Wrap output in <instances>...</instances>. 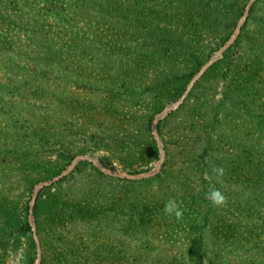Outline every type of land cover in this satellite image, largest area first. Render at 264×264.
<instances>
[{
    "label": "rangeland",
    "instance_id": "1",
    "mask_svg": "<svg viewBox=\"0 0 264 264\" xmlns=\"http://www.w3.org/2000/svg\"><path fill=\"white\" fill-rule=\"evenodd\" d=\"M197 245L264 264V0H0V264Z\"/></svg>",
    "mask_w": 264,
    "mask_h": 264
},
{
    "label": "clouds",
    "instance_id": "2",
    "mask_svg": "<svg viewBox=\"0 0 264 264\" xmlns=\"http://www.w3.org/2000/svg\"><path fill=\"white\" fill-rule=\"evenodd\" d=\"M212 171L218 176L223 177L225 175V169L222 166H213ZM247 195V193H245ZM207 199L214 206H224L227 204V197L219 189H212L207 194ZM164 212L168 215H174L177 219L182 218L183 210L178 202L175 200L168 201L164 206Z\"/></svg>",
    "mask_w": 264,
    "mask_h": 264
},
{
    "label": "trees",
    "instance_id": "3",
    "mask_svg": "<svg viewBox=\"0 0 264 264\" xmlns=\"http://www.w3.org/2000/svg\"><path fill=\"white\" fill-rule=\"evenodd\" d=\"M38 207H39V196H38V199L36 200L35 209H34L36 221L38 219V212H37ZM24 226H26L27 228L25 229ZM29 229H30V224L27 220L26 222L23 223L21 232L24 233L25 231H27ZM33 246H34V242H33ZM190 254L192 255V257H195V260H193V264H203L204 253H203L202 247L200 245H197L194 248L190 249ZM40 264H42V262H40Z\"/></svg>",
    "mask_w": 264,
    "mask_h": 264
},
{
    "label": "water",
    "instance_id": "4",
    "mask_svg": "<svg viewBox=\"0 0 264 264\" xmlns=\"http://www.w3.org/2000/svg\"><path fill=\"white\" fill-rule=\"evenodd\" d=\"M212 62V59L211 60H209V61H207L202 67H201V69L199 70V72H198V74L197 75H199L210 63ZM156 136H158V135H156Z\"/></svg>",
    "mask_w": 264,
    "mask_h": 264
}]
</instances>
